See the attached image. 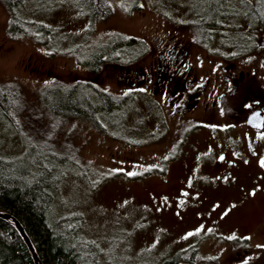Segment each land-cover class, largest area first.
I'll list each match as a JSON object with an SVG mask.
<instances>
[{"label":"rangeland","instance_id":"1","mask_svg":"<svg viewBox=\"0 0 264 264\" xmlns=\"http://www.w3.org/2000/svg\"><path fill=\"white\" fill-rule=\"evenodd\" d=\"M246 1L264 15V0ZM220 3L231 20L230 40H223L234 44L242 36L239 30L250 33L254 22L241 0H109L107 7L96 5V17L109 11L107 18L97 22L85 16L92 8L88 0H29L38 18L53 29L44 46L26 37L12 40L0 5V85L15 88L7 118L22 131L14 130L0 113V155L21 153L29 132L56 155L67 153L76 160L68 170L67 165L62 168L53 212L56 217L73 213L81 217L79 234L93 241L99 264H162L190 245L201 264H264V129L254 133L244 120L250 110H264L263 18L248 54L245 50L233 54L238 57L232 60L238 70L250 73L242 90L232 99L225 96L222 109L209 112L213 124L187 136L198 138L187 139V145L193 143L198 149L186 146V154L176 162L167 161L169 153L182 129L204 118L202 107L180 118L158 95L150 94L159 101L169 124L155 143L150 124L157 121L159 109L139 92L103 121L104 134L82 120L51 122L40 107L42 89L55 81L62 82L63 88L88 81L113 95L133 93L136 82L129 79L136 64L107 63L97 74H90L69 54V48L79 44L77 59H88L96 46L113 35L143 42L147 50L140 57L145 60L153 57L161 40L168 39L185 46L187 57L197 59L203 71L211 65L219 67L229 53L213 55L199 45V32L192 23ZM141 48L138 45L136 53ZM54 49L60 52L51 54ZM147 85H138L137 90L147 91ZM226 150L230 166L212 169L209 163L216 153Z\"/></svg>","mask_w":264,"mask_h":264},{"label":"trees","instance_id":"2","mask_svg":"<svg viewBox=\"0 0 264 264\" xmlns=\"http://www.w3.org/2000/svg\"><path fill=\"white\" fill-rule=\"evenodd\" d=\"M28 1L0 0L8 18V35L12 40L26 37L41 46L47 45V38L53 34V29L47 21L38 18L37 11L29 6ZM88 2L92 6L91 13L85 16L90 21L97 22L109 16L108 11L107 15L96 17L95 9L97 4L107 7L109 0ZM249 11L254 20L249 25L250 33L239 30L237 26L235 30H239L242 36L232 44V41L228 43V40H223L229 39L227 31L231 30V20L224 6L220 3L211 7L208 14L198 15L193 20L192 26L199 32L197 42L205 45L206 50H212L213 55L223 56L221 53H229L226 58H234L233 53L237 54L242 49L238 45H255L254 30L260 24L258 10L251 5ZM246 35H249V39L245 38ZM216 43L218 47L214 48ZM138 45L142 48L136 53ZM79 47V44L71 46L69 54L86 66L90 74H97L107 63L126 66L147 50L143 42L122 35L109 37L105 44L96 46L85 60L77 59ZM49 52L54 54L60 51L54 49ZM62 85V82L55 81L42 89L44 95L42 96V92L39 95L40 107L45 115L51 122L66 119L86 121L100 134H104L103 121L134 97L132 93L113 95L88 81L64 84L67 88ZM14 98L13 86L0 85V113L14 130L22 133L14 127V120L7 118ZM43 133L46 134V128ZM27 134L29 139L21 153L9 157L0 155V213L9 214L20 223L40 264H99V251L95 244L79 234L81 217L74 213L56 217L53 212V199L56 185L63 176L62 168L67 165L68 170L70 165L77 164L76 160L67 153L56 155L50 145L37 140V135ZM197 254L195 247L190 245L162 264H201L202 259ZM0 264H34L12 221L3 218H0Z\"/></svg>","mask_w":264,"mask_h":264},{"label":"flooded vegetation","instance_id":"3","mask_svg":"<svg viewBox=\"0 0 264 264\" xmlns=\"http://www.w3.org/2000/svg\"><path fill=\"white\" fill-rule=\"evenodd\" d=\"M241 1L244 9L249 11V2L246 0ZM258 11V18L264 19L262 9ZM263 19L259 20L260 24ZM238 46L242 48L241 50L243 52L245 50L246 55L248 54L250 45ZM187 55L188 53L185 46L178 45L167 39L161 40L159 44L156 45L152 58L145 60L143 57H137L130 64L126 65L136 64L133 78L131 77L129 79H134L136 82V88L132 91L133 95L137 92L147 95L150 98V94H152V96L158 95L161 102L167 104L173 114L180 118L184 114L192 112V110L198 108V106L202 107L203 112L201 111V113L204 118H199V120H197L198 122L192 121V123L187 124L185 128L182 129L181 135H178V139L175 142L176 146L172 149L167 158L169 163L176 162L178 158L186 154V146H188L189 150L198 149V146L193 143L187 145V136L191 133L193 134L195 130L202 126L213 124L212 116L209 115V112L214 108L218 110L219 108L222 109L220 103L222 99H225V96H228L230 99L234 98L235 95L242 90L243 82L250 74L248 71L243 73L241 70H238L236 63L233 62L237 60L238 57L225 60L219 67L218 65H211L208 67L207 71H203L200 67V63H197V59L187 57ZM243 60L245 64H249L248 57H244ZM139 62L144 63L140 64ZM141 84H148L147 91L142 92L137 90L138 85ZM151 100L154 106L159 109L157 121L150 124L152 125L150 128L152 131L151 134L155 133L156 135L153 139H150L151 142L153 141V143H155L161 135H164V133L168 131L169 124L165 120L167 114L163 113L158 106L159 101L153 100L152 98ZM232 108L234 110L235 105H233ZM253 110L247 111L248 113L244 117L245 125L254 133L258 131L261 132L264 129V123L263 127L259 130L253 129L246 124V118ZM260 110L264 114V110ZM208 116L211 117V120H208ZM195 139L198 138L192 137L188 140L193 141ZM253 153L254 155L257 154L256 152ZM220 155H222V159H219ZM227 156V150L216 153L213 160L209 163L210 167L214 170L222 169L225 166L229 167Z\"/></svg>","mask_w":264,"mask_h":264},{"label":"water","instance_id":"4","mask_svg":"<svg viewBox=\"0 0 264 264\" xmlns=\"http://www.w3.org/2000/svg\"><path fill=\"white\" fill-rule=\"evenodd\" d=\"M263 123H264V114L262 113V111L260 109L253 110L246 118V124L248 126H250L251 128L256 129V130L261 129L263 127ZM219 159H222V155H220ZM0 218L8 219V220L12 221L14 227L16 228L19 235L23 239L25 245L27 246V248H28V250L32 256L34 264H40L38 257L36 256L34 249L32 248L30 240L26 236V234H25L23 228L21 227L20 223L15 218L10 216L9 214L0 213Z\"/></svg>","mask_w":264,"mask_h":264}]
</instances>
